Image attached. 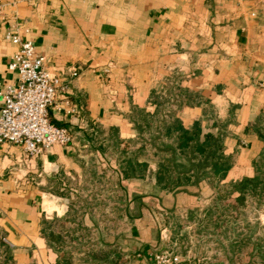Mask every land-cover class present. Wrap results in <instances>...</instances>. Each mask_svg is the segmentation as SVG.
Segmentation results:
<instances>
[{
	"label": "crops",
	"instance_id": "1",
	"mask_svg": "<svg viewBox=\"0 0 264 264\" xmlns=\"http://www.w3.org/2000/svg\"><path fill=\"white\" fill-rule=\"evenodd\" d=\"M8 33L33 42L59 77L50 119L74 135L38 155L0 143V241L11 264H61L65 250L49 240L46 222L71 211L83 212L67 223L84 229L73 240L113 246L127 264H154L175 239V216L181 236L197 230L217 190L206 179L174 190L157 184L141 115L189 131L198 124L201 140L221 133L232 157L221 184L252 180L264 163L253 127L264 114V0H0L3 82L16 79L9 64L18 46ZM143 148L133 159L147 171L126 178L121 152Z\"/></svg>",
	"mask_w": 264,
	"mask_h": 264
},
{
	"label": "trees",
	"instance_id": "2",
	"mask_svg": "<svg viewBox=\"0 0 264 264\" xmlns=\"http://www.w3.org/2000/svg\"><path fill=\"white\" fill-rule=\"evenodd\" d=\"M146 117L140 116L144 124L139 125V140L146 141L145 136H150L148 142L159 160L155 173L157 184L174 190L203 179L209 181L216 188L217 194L213 204L204 209V215L209 222L214 223L216 228L222 227L221 221L224 215L236 214L238 217L240 209L246 206L250 197L257 199L259 205L264 204V163L256 164V174L252 180L221 184L232 164V157L224 154L221 133L217 136L207 134L201 140L198 124L195 129L189 131L176 120L147 119ZM253 127L255 133L264 141V114L257 118ZM161 139H166L167 142H159L162 141ZM144 150L145 148L133 153L132 158L127 157L126 152H121V156H125L121 162V171L126 178L143 176L147 171L146 163L133 159L134 156L144 154ZM237 191L239 195L234 197ZM228 198L233 201L227 202ZM82 214L83 212L71 211L67 218L46 222L49 240L58 248L65 250V257L61 264H127L122 256L116 255L118 251L113 246L98 248L91 243L83 244L80 240L72 239L76 231L82 232L84 229L68 227L67 223H75ZM175 219L178 222L176 227L180 228L181 221L177 216ZM204 220L202 219V222ZM246 228H252L251 233H243L238 242L245 245L255 240L258 244L261 237L255 235L256 227L248 224ZM11 259L10 249L0 241V264H11ZM74 259L78 260L77 263L73 262Z\"/></svg>",
	"mask_w": 264,
	"mask_h": 264
},
{
	"label": "built area",
	"instance_id": "3",
	"mask_svg": "<svg viewBox=\"0 0 264 264\" xmlns=\"http://www.w3.org/2000/svg\"><path fill=\"white\" fill-rule=\"evenodd\" d=\"M6 39L16 44L18 50L9 64L16 79L0 81V143L20 144L33 155L56 144H71L74 135L67 128L52 123L49 115L55 105L59 77L45 67V58L37 54L33 42L22 41L13 33H8ZM154 264L205 263L184 262L180 256L165 250L155 255Z\"/></svg>",
	"mask_w": 264,
	"mask_h": 264
},
{
	"label": "rangeland",
	"instance_id": "4",
	"mask_svg": "<svg viewBox=\"0 0 264 264\" xmlns=\"http://www.w3.org/2000/svg\"><path fill=\"white\" fill-rule=\"evenodd\" d=\"M231 201L233 200L227 199V202ZM247 204L250 206L241 208L238 217L236 214L224 215L221 228L220 226L216 228L213 222H209L204 210L197 213L200 214L197 218L205 220L201 221L197 225V230L187 237L180 235L182 228H177V219H173L175 239H171L169 247L165 250L189 257L192 261L200 260L205 264H264V226L255 219L259 217V204L257 199L251 197ZM248 224L256 227L254 233L261 237L258 244L255 240L245 245L238 242L243 233H251L252 228H246ZM77 261L73 260L74 263Z\"/></svg>",
	"mask_w": 264,
	"mask_h": 264
},
{
	"label": "water",
	"instance_id": "5",
	"mask_svg": "<svg viewBox=\"0 0 264 264\" xmlns=\"http://www.w3.org/2000/svg\"><path fill=\"white\" fill-rule=\"evenodd\" d=\"M63 254H64L63 252H60V255H61V256H63Z\"/></svg>",
	"mask_w": 264,
	"mask_h": 264
}]
</instances>
